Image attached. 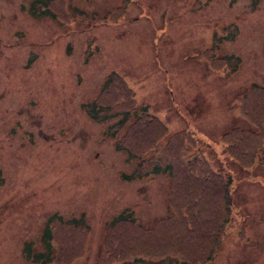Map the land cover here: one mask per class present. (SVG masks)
I'll use <instances>...</instances> for the list:
<instances>
[{"label": "rangeland", "instance_id": "obj_1", "mask_svg": "<svg viewBox=\"0 0 264 264\" xmlns=\"http://www.w3.org/2000/svg\"><path fill=\"white\" fill-rule=\"evenodd\" d=\"M31 1L0 0L1 42L14 41V30L27 31L24 41L51 42L34 46L41 58L30 71L22 68L24 46L1 48L0 43V170L5 179L0 186V264H33L23 248L29 242L34 252L46 249L44 225L53 213L68 219L85 214L91 228L84 237L57 231L53 244L62 255L58 264H100L107 224L125 209H133L145 228L165 217L171 174L181 169L167 149L171 134L180 131L193 133L217 172L234 180L236 209L222 230L227 236L217 264H264V165L247 169L223 148L228 130L250 128L240 117L236 97L253 84L264 86V2L254 15H246L244 0H210L207 7L199 0L192 11L194 0H69L64 15L52 1L50 14L30 19L23 4L28 9ZM56 2L61 5V0ZM121 6L128 9L119 23L100 25L96 20ZM75 10L81 16L73 15ZM229 25L241 26L242 34L235 42L220 43L215 54L235 55L241 62L237 72L224 76L220 70L225 62L206 50L213 47L214 32ZM211 61L219 67L212 68L216 64ZM111 73L122 76L139 105L148 106L172 133L149 117L140 123L135 114L127 119L118 113L106 123L91 121L80 107L95 101ZM33 97L37 108L25 103ZM258 102L255 97L247 111H257ZM255 114L264 120V114ZM15 118L22 130L17 128V136L11 137ZM122 118L126 126L117 137L131 134L134 156L141 154L137 159L128 150L118 151L117 137L106 133ZM138 125L151 135H140ZM23 131H31L34 138L23 137ZM261 138L236 145L264 154ZM137 165L146 175L127 181L123 174H133ZM158 165L162 169L156 173ZM244 215L246 223L238 227ZM198 239L168 238L166 247L179 243L182 258L188 259L182 261L207 264L208 251L190 259ZM138 245L119 256L136 258L145 246L150 248ZM130 264L175 262L143 258Z\"/></svg>", "mask_w": 264, "mask_h": 264}, {"label": "trees", "instance_id": "obj_2", "mask_svg": "<svg viewBox=\"0 0 264 264\" xmlns=\"http://www.w3.org/2000/svg\"><path fill=\"white\" fill-rule=\"evenodd\" d=\"M42 6L43 8L46 6L44 0H34L31 2V8L36 10L38 14H42L44 11L48 12L47 9L43 10V8H41ZM121 86L127 87V89H123ZM111 90H113V92H111ZM132 96V90L127 84L119 79L118 76L113 75L105 83L97 101L101 102L104 97H107L119 103L124 97L127 99ZM255 97H257L259 101L257 104V111H246L244 115L256 126L257 131L245 132L244 134L242 131L233 130L223 139V143L226 146V153L229 157L247 169L253 167V164H257V162L264 165L263 152L258 149L255 152L250 149L246 150V147H241L238 144L236 145V142L248 138L252 139L249 141H254V138L259 136H262L261 139H263L264 130H261L260 126L264 127V120H260L258 115L255 114H264V104L261 102L264 101L262 100L263 97L255 95L251 90L239 97V103L240 105H246V103L253 99L252 102H254ZM116 113L120 112L113 110L108 115L112 117L115 116ZM143 113H145V110L135 113L140 123L145 120V115ZM106 117L107 116H103L100 119ZM140 126H142L140 135L146 136V133L147 136L151 135L146 130V126L138 125V127ZM257 134L259 135L257 136ZM132 139L133 137H131V134L130 136H124L118 140L117 146L120 150H128L132 154V157H134L136 153L134 152L135 148L132 145ZM169 144L167 150L170 155L177 159V163L180 162L179 168L181 169H178L177 173L171 174L172 179L168 214L165 217L157 219V222L151 229L145 228L139 223L134 212L131 210H125L118 216L113 217L107 224V232H105L103 237V264H114L113 262L130 264L135 261L143 260V258H150L151 261H155L167 257L173 259L175 264H189L187 261H182L188 259L182 258V252L178 247V245H180L179 243L176 244L177 246L175 245V248L166 247V240H168V238H178V240L181 241L182 239V241H184L188 235L189 237L194 235L199 238L191 248L190 253L192 257L190 259L195 260L199 254L201 257V255H204V253L208 251L209 254L205 258V262H207V264H214L224 237L222 230L225 228L226 223H230L233 218V178L218 173L210 160L198 149L196 141L192 140L190 142L187 135L176 134L170 139ZM240 144H243V142H240ZM171 150H173L175 154ZM175 159L174 163H176ZM159 170V167L156 168V173ZM166 170L167 169H163V172ZM60 221H63L62 218ZM176 228V231L170 233V231ZM59 229L69 232V235L78 232L84 237L89 233L91 234V229H89L84 219L78 221L66 220V222L61 223ZM123 229H127L128 232L126 231V233ZM198 233L202 236L200 237ZM162 235H165L167 239L162 238ZM141 243L142 245H150V248L146 249L145 246L142 250L144 253L139 254L137 256L138 258L131 259L132 256L121 258L119 256L121 250L132 247L135 249V246H139L138 244L141 245ZM154 244L158 246L155 247L153 246ZM53 246V242H50L47 248V254L39 255L37 257L38 261L45 257L47 258L45 264H58L59 259L57 258L62 255L59 253V250H56L55 246ZM133 251L136 253L135 250ZM149 251H152V255H149ZM115 258H117V260H114Z\"/></svg>", "mask_w": 264, "mask_h": 264}, {"label": "bare ground", "instance_id": "obj_3", "mask_svg": "<svg viewBox=\"0 0 264 264\" xmlns=\"http://www.w3.org/2000/svg\"><path fill=\"white\" fill-rule=\"evenodd\" d=\"M50 1L51 2L53 1L52 3L55 2V4H54L55 6L54 7L61 8V11L64 13V15L65 14L66 15L68 14L67 10L62 5L57 4L56 0H50ZM41 8H43V6ZM43 10H44V8H43ZM23 11H26L30 17H35L36 19H39L40 17L45 16L47 14L46 11H44V13H42V14H38V13H36V10L32 9L31 7L28 8V9H26L25 7H23ZM52 15H54V14H52ZM97 19H98V17H97ZM37 52H39V51H37ZM117 82H120V81H117ZM121 88L127 89V87H124V86H121ZM111 92H113V90H111ZM262 100H264V97H263ZM107 102H109V103H107ZM261 102H263V101H261ZM251 103H252V101L246 103V105H241V108L239 109V113L240 114H244L247 111V109L250 108ZM118 105L119 106H116L112 102V100H110L107 97H104V99H102L101 102H99L98 104H96V105H94V106L91 107V113H90L89 119L91 121H93V122H97L101 117H103V116H109L108 114H110V112L113 111L115 107L117 108L116 110H114L116 112L119 111V110H122L123 112H127V113L132 114V115L135 114V111L131 108L132 107L131 106V102L128 99H126L125 97L121 100L120 103H118ZM37 107H38V105H37ZM178 134H185V135H187L188 136V140L190 142L192 140L193 141L195 140L196 141V144L198 145V139L196 138V136L193 133H191L189 131H184V132L178 133ZM174 135H176V134H171L170 137L173 138ZM223 148H224V150L226 149V146L224 145V143H223ZM138 157L139 156H137L136 159ZM233 208L236 209V206H235V202L234 201H233ZM245 223L246 222H244V224Z\"/></svg>", "mask_w": 264, "mask_h": 264}]
</instances>
